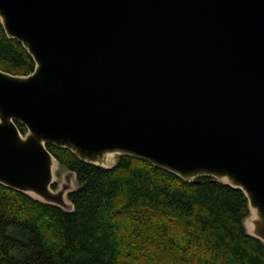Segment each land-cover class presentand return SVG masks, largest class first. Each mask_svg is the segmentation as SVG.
I'll return each instance as SVG.
<instances>
[{
	"label": "water",
	"instance_id": "1",
	"mask_svg": "<svg viewBox=\"0 0 264 264\" xmlns=\"http://www.w3.org/2000/svg\"><path fill=\"white\" fill-rule=\"evenodd\" d=\"M0 24L34 62L0 70V185L70 212L47 145L126 156L241 191L264 245V0H0Z\"/></svg>",
	"mask_w": 264,
	"mask_h": 264
},
{
	"label": "trees",
	"instance_id": "2",
	"mask_svg": "<svg viewBox=\"0 0 264 264\" xmlns=\"http://www.w3.org/2000/svg\"><path fill=\"white\" fill-rule=\"evenodd\" d=\"M0 70H34L1 24ZM47 149L76 175L79 187L68 197L73 210L0 185V264H264V245L245 233L249 211L241 191L211 178L184 182L126 156L106 170Z\"/></svg>",
	"mask_w": 264,
	"mask_h": 264
},
{
	"label": "rangeland",
	"instance_id": "3",
	"mask_svg": "<svg viewBox=\"0 0 264 264\" xmlns=\"http://www.w3.org/2000/svg\"><path fill=\"white\" fill-rule=\"evenodd\" d=\"M61 174H62L61 171L56 172L57 182H59L61 180V178H62V175Z\"/></svg>",
	"mask_w": 264,
	"mask_h": 264
}]
</instances>
